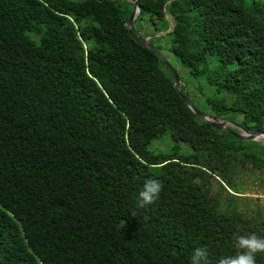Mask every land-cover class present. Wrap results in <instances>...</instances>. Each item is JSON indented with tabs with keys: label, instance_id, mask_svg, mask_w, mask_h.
Returning a JSON list of instances; mask_svg holds the SVG:
<instances>
[{
	"label": "trees",
	"instance_id": "obj_1",
	"mask_svg": "<svg viewBox=\"0 0 264 264\" xmlns=\"http://www.w3.org/2000/svg\"><path fill=\"white\" fill-rule=\"evenodd\" d=\"M139 7L132 30L201 111L264 131V0ZM132 9L0 0V264H190L197 247L217 264L234 235L264 236L237 198L243 174L264 191V145L196 117ZM147 179L163 189L141 209Z\"/></svg>",
	"mask_w": 264,
	"mask_h": 264
},
{
	"label": "water",
	"instance_id": "obj_2",
	"mask_svg": "<svg viewBox=\"0 0 264 264\" xmlns=\"http://www.w3.org/2000/svg\"><path fill=\"white\" fill-rule=\"evenodd\" d=\"M101 1V0H100ZM133 3V9L127 18L125 25L130 32L131 36L134 38L135 41L140 43L141 45L147 47L150 49L159 59H161L166 66L169 68V70L172 73L173 76V86L175 89L179 92L182 99L186 103V105L190 108V110L196 115L197 118L200 120L209 123L214 128L225 131L230 134H232L235 138L238 140H250L255 141L260 144L264 145V131L261 130H246L239 126L237 123L231 122L227 119L215 117L210 114H207L203 111H201L191 100L190 96L187 94L185 90H182L183 82L180 78V76L177 74L176 68L163 56V54L153 45L150 43L149 39L150 36H140L138 33L134 32L132 30V27L135 25L136 18L138 17L140 13V7H139V0H126ZM170 26L167 31H170L172 29V20L170 19L169 15H166ZM164 32H158L156 33L157 36L163 34Z\"/></svg>",
	"mask_w": 264,
	"mask_h": 264
},
{
	"label": "clouds",
	"instance_id": "obj_3",
	"mask_svg": "<svg viewBox=\"0 0 264 264\" xmlns=\"http://www.w3.org/2000/svg\"><path fill=\"white\" fill-rule=\"evenodd\" d=\"M163 189L162 183L157 179H147L138 192V206L143 209L153 204ZM133 216L135 212L131 213ZM147 219V217H145ZM233 247L235 254L218 258L217 264H256L258 254H264V236L255 232L246 235H234ZM208 249L197 247L190 257V264H208Z\"/></svg>",
	"mask_w": 264,
	"mask_h": 264
},
{
	"label": "rangeland",
	"instance_id": "obj_4",
	"mask_svg": "<svg viewBox=\"0 0 264 264\" xmlns=\"http://www.w3.org/2000/svg\"><path fill=\"white\" fill-rule=\"evenodd\" d=\"M142 29L140 28L139 34H141ZM167 60L181 73V75H184V83L186 81V71L182 68V66L172 58L171 55L168 53L166 54ZM182 80V79H181ZM183 82V81H182ZM159 142H162V140H159ZM162 147V143L160 144ZM253 175H247L243 174L242 181L245 182L240 194H237V198L240 201L242 198H246V205L249 209L259 208L260 209V219L264 221V191L258 186V179H252ZM241 182V179L239 180ZM232 191L228 188L224 189V194L231 193ZM245 196V197H241Z\"/></svg>",
	"mask_w": 264,
	"mask_h": 264
}]
</instances>
